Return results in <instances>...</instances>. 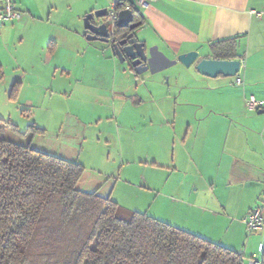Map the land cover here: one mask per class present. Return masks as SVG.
<instances>
[{"label":"crops","instance_id":"crops-1","mask_svg":"<svg viewBox=\"0 0 264 264\" xmlns=\"http://www.w3.org/2000/svg\"><path fill=\"white\" fill-rule=\"evenodd\" d=\"M13 3L20 20L0 28V67L4 73L0 86H6L8 93L15 84L19 86L16 101L8 99L10 104L39 109L50 121L56 115L47 101L52 100L47 93H53L54 70L71 75L66 63L75 57L84 58L82 73L95 68L101 87L93 94L102 102H118L121 109L131 105L139 111L144 104L159 99L152 91L162 88L163 80L151 83L148 73L137 75L127 62L126 67L119 66L109 52L88 53L92 42L86 40L81 19L104 10L100 0H76L73 11L66 4L71 14L63 20L59 7L67 0ZM137 14L142 22L135 32L138 41L146 48L157 46L171 60L190 51L200 57L211 56V44L236 38L242 65L244 49L248 60L253 57L257 64L242 67L245 71L239 87L223 82L221 77H202L191 67L190 80L197 84L178 83L173 96L164 94L166 98L161 101L175 106V121L183 133H171L174 135L169 140L167 133H148V142L161 153L155 152L149 162L142 163L146 166L140 176L143 184L133 185L122 169L117 182H124L126 188H139L143 196H135V202L148 200L147 206H121L113 197L114 190L102 196L98 186L80 191H97L126 210L145 213L234 252H243L246 260H256L257 246L262 242L255 237L263 232L247 238L243 220L264 201V111H246L245 99L254 97L264 102V0H155ZM204 50L209 54H202ZM27 111L22 114L29 115ZM104 111L111 117L122 112L110 106ZM36 125L44 135L47 126ZM170 143L171 152H167Z\"/></svg>","mask_w":264,"mask_h":264},{"label":"trees","instance_id":"trees-1","mask_svg":"<svg viewBox=\"0 0 264 264\" xmlns=\"http://www.w3.org/2000/svg\"><path fill=\"white\" fill-rule=\"evenodd\" d=\"M128 34L116 28L113 37L122 41ZM236 40L211 44L208 58L239 59ZM3 78L0 67V83ZM18 91L15 84L11 102ZM8 130L19 134L0 119V264H264V242L260 260H246L243 252L126 210L97 191H80L82 165L8 141Z\"/></svg>","mask_w":264,"mask_h":264},{"label":"rangeland","instance_id":"rangeland-1","mask_svg":"<svg viewBox=\"0 0 264 264\" xmlns=\"http://www.w3.org/2000/svg\"><path fill=\"white\" fill-rule=\"evenodd\" d=\"M75 1L67 0L64 6L59 7L62 20L71 14L70 9L65 5L69 4L71 7L72 5L75 7ZM109 1L100 0L101 8L107 9ZM73 20H76L74 14ZM83 20L84 18L81 19L82 26ZM90 47L88 53L106 54L109 52L111 54L106 44L92 42ZM241 52L244 54L242 62L245 66H248V64L255 66L257 64V60L253 57L248 60L246 49ZM201 53L209 54V51L204 50ZM82 61H84V58L75 57L70 63H66L67 67L70 68L71 75L69 76L62 75L61 69L54 70L56 79L53 85V93L51 94L50 91L47 93L48 96L51 95L52 100L48 99L47 101L51 104V109L56 112V115L50 121L43 117L39 109H33L35 112L29 107L24 108L22 105L10 104L6 86H0V117L2 116L3 120L19 127L21 131V134H16L8 130L5 133V138L15 144L30 145L31 148L37 151L82 165L85 171L81 182L77 185L79 190H93L95 186H98L102 196L114 190L113 197L115 196L119 200L121 206L134 209L142 204L141 207H145L146 204H149L148 200H137L138 204L135 202V196H143V193L139 192L140 190L137 188L143 184L140 176L145 171L146 166L142 163L149 162L155 152L161 153L159 148H156L154 144L151 146L148 142V133H167V140L174 135L171 133H183L182 126L175 121L177 119L175 106L170 102L163 104L161 99L165 100V93L173 96L178 83L184 84L190 81L192 82L190 85L197 84V82L193 84V79L190 80V75H193L191 67L186 68L177 63L162 72L148 73V79H153L151 83L155 84L156 81L158 83L163 80V87L154 88L152 91L154 96L159 99L144 104L139 111H136V108L131 105H126L124 109H121L118 102L110 104L111 102L105 100L102 102L97 99L93 92L101 87V80L97 79L95 68L82 73L80 70ZM116 61L122 67H126L128 63ZM244 71V68H242L238 75L242 81ZM235 79V77L222 78V81L235 87ZM167 85L169 88L166 87ZM107 106L115 111L122 110L121 115L111 117V114L104 111ZM24 110H28L29 115L22 114ZM33 114L35 118L31 117ZM35 122L39 126H47L44 135H34L28 130V126L32 124L39 128ZM166 150L171 152V143ZM121 169L123 176L137 187L126 188L123 186L124 182L117 183ZM113 200L115 199L113 198ZM133 203L134 205H132ZM254 235L256 234L248 235L247 238ZM255 238L262 243L264 242L263 233ZM256 257V260H260L259 254Z\"/></svg>","mask_w":264,"mask_h":264},{"label":"water","instance_id":"water-1","mask_svg":"<svg viewBox=\"0 0 264 264\" xmlns=\"http://www.w3.org/2000/svg\"><path fill=\"white\" fill-rule=\"evenodd\" d=\"M106 10L89 13L84 17L83 28L87 33V41H95L108 45L112 56L120 63L128 62L137 75L145 73L156 74L162 72L177 63L193 69L202 77L208 79L233 78L240 71L241 60H217L208 57H200L196 51H190L171 60L167 58L157 46L146 48L145 43L139 42L135 36L141 23L135 22L131 10H121L117 15V28L127 29L129 34L117 41L110 36L107 22H105Z\"/></svg>","mask_w":264,"mask_h":264},{"label":"built area","instance_id":"built-area-1","mask_svg":"<svg viewBox=\"0 0 264 264\" xmlns=\"http://www.w3.org/2000/svg\"><path fill=\"white\" fill-rule=\"evenodd\" d=\"M155 0H111L109 6L106 9V21L108 26V31L110 36H114L115 30L117 28V6L125 4L126 8L123 10H141L148 7L149 3ZM21 14L16 10L13 0H0V28L6 24H11L19 21ZM243 65L241 63L240 70ZM240 73V71H239ZM236 75L235 85L241 86L242 80ZM245 108L249 112L264 111V102L257 101L254 97H249L245 99ZM243 223L246 228L248 235H252L259 232H264V202L260 205L254 207L244 218ZM262 250V244H258L257 252L260 253ZM249 264H258L256 261L250 260Z\"/></svg>","mask_w":264,"mask_h":264},{"label":"flooded vegetation","instance_id":"flooded-vegetation-1","mask_svg":"<svg viewBox=\"0 0 264 264\" xmlns=\"http://www.w3.org/2000/svg\"><path fill=\"white\" fill-rule=\"evenodd\" d=\"M105 22H107V21L105 20Z\"/></svg>","mask_w":264,"mask_h":264}]
</instances>
